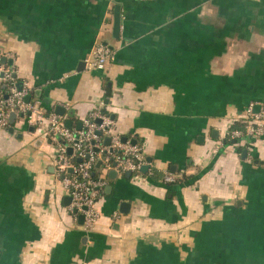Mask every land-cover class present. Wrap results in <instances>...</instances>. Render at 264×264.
<instances>
[{
  "label": "crops",
  "instance_id": "crops-1",
  "mask_svg": "<svg viewBox=\"0 0 264 264\" xmlns=\"http://www.w3.org/2000/svg\"><path fill=\"white\" fill-rule=\"evenodd\" d=\"M100 43L115 60L88 69ZM1 54L72 129L103 105L153 175L139 186L99 171L107 185L88 232L68 212L54 146L34 123L10 122L0 264H264V136L231 134L250 104L264 116V0H0Z\"/></svg>",
  "mask_w": 264,
  "mask_h": 264
},
{
  "label": "built area",
  "instance_id": "built-area-1",
  "mask_svg": "<svg viewBox=\"0 0 264 264\" xmlns=\"http://www.w3.org/2000/svg\"><path fill=\"white\" fill-rule=\"evenodd\" d=\"M115 56L111 46L100 43L86 65L88 69L105 70ZM3 58L7 62L14 59L11 54L0 55V129L10 128L12 114L16 119L27 120L38 127L39 134L54 146L56 175L71 199L68 212L76 219L83 216L86 231L95 230L107 185L106 179L98 176V172L130 173L134 184L149 185L153 172L142 173L144 166L150 165L146 162L144 146L128 139L124 141V137L116 132L113 117L101 109L103 105L83 121L81 129L68 128L66 117L47 114L39 101H26L31 92L24 87L20 90L13 65L4 64ZM241 123L244 129L233 130L232 138L259 139L264 136V116L255 113V104L248 106ZM107 139L110 140L108 144ZM70 149L72 154H69ZM175 180L171 175L165 178L167 183ZM114 218H119V214Z\"/></svg>",
  "mask_w": 264,
  "mask_h": 264
},
{
  "label": "water",
  "instance_id": "water-1",
  "mask_svg": "<svg viewBox=\"0 0 264 264\" xmlns=\"http://www.w3.org/2000/svg\"><path fill=\"white\" fill-rule=\"evenodd\" d=\"M121 9H122L121 4H119V3H115V10H114V23H113V30H112V32H113V36H114L115 38H119V36H120V30H121V25H122V12H121ZM2 62H3L4 64H5V63H9V64H12V63H13L12 61L7 62V60H6L5 58L2 59ZM23 87H24L23 83L20 82V83H19V88H20V90H22ZM31 97H32V96L29 95V96L26 98V101H27V102H30ZM37 97H38V94H37ZM64 113H65V110H64L63 108H58V109H57L56 114H58V115H63ZM15 120H16V116H15V114H12V116H11V120H10L11 124H14ZM99 123H101L100 120H99ZM66 126H67L68 128H71V126H72V122H71V121L66 122ZM80 128H81V124H79V126H78V129H80ZM11 132H13V128H11ZM123 140H124V141H127V138L125 137ZM109 142H110V140L107 139V140H106V143L108 144ZM133 143H134V142H133ZM69 154H72V149L69 150ZM99 166H100V164L97 165V167H99ZM149 166H150V165H149ZM149 166H148V165H147V166H144V168L142 169V172H146V170L149 168ZM115 173H116V172H115ZM130 175H131L130 173H127V176H130ZM79 218H80V220H81V223H84V218H83V216H80Z\"/></svg>",
  "mask_w": 264,
  "mask_h": 264
},
{
  "label": "trees",
  "instance_id": "trees-1",
  "mask_svg": "<svg viewBox=\"0 0 264 264\" xmlns=\"http://www.w3.org/2000/svg\"><path fill=\"white\" fill-rule=\"evenodd\" d=\"M104 112H106V111H104ZM240 126H241V127H240L241 130H243V129H244V125L241 123Z\"/></svg>",
  "mask_w": 264,
  "mask_h": 264
}]
</instances>
